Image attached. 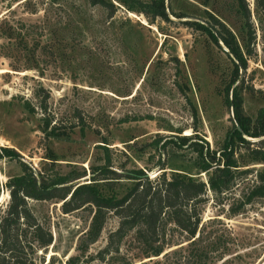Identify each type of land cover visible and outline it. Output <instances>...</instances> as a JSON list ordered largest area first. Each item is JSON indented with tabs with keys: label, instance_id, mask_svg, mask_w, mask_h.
Listing matches in <instances>:
<instances>
[{
	"label": "rangeland",
	"instance_id": "rangeland-1",
	"mask_svg": "<svg viewBox=\"0 0 264 264\" xmlns=\"http://www.w3.org/2000/svg\"><path fill=\"white\" fill-rule=\"evenodd\" d=\"M110 1L116 7L112 16L88 0H0V149L12 148L19 155L0 157V208L9 199L7 180L21 173L19 161L35 171L86 174L72 182H89L107 159L119 173L141 168L153 177L165 161L167 173L205 179L193 166L189 148L179 146L176 138L165 148L161 144L179 134L218 148L232 125L224 94L236 74L232 87L242 96L244 112L254 118L264 105V19L255 16L254 0H247L252 27L237 0H163L165 16L154 19L129 10L124 0ZM217 21L245 53V68L220 39ZM10 27L15 31L8 39ZM75 108L86 121L84 130L76 127L57 138L43 131L47 121V131L55 121L64 128ZM249 167L253 171L241 175L231 192H208L203 228L220 237L228 251L221 260L199 264H264V196L236 208L234 215L229 210L259 185L264 163ZM129 183L121 178L116 189ZM29 205L52 233L44 253L47 264H67L69 256L76 257L72 264H198L189 258L191 247L177 230L173 241L183 246L172 247L178 252L168 259L134 257L137 249L128 236L119 253L99 260L96 253L118 224L111 212L98 239L81 253L77 244L90 225L92 205L69 213L56 200H30Z\"/></svg>",
	"mask_w": 264,
	"mask_h": 264
},
{
	"label": "trees",
	"instance_id": "trees-1",
	"mask_svg": "<svg viewBox=\"0 0 264 264\" xmlns=\"http://www.w3.org/2000/svg\"><path fill=\"white\" fill-rule=\"evenodd\" d=\"M88 1L92 5L105 8L110 16L116 11L110 0ZM124 1L129 10L141 12L152 19L165 16L163 0ZM237 2L246 24L252 27L247 0ZM254 6L255 16L261 21L264 19V0H254ZM217 23L220 26L218 30L220 39L245 68L247 57L234 35L223 23L220 21ZM199 28L216 40L210 29L201 25ZM14 31L15 28L10 27L6 37L11 39ZM253 39L254 29L250 28L249 40ZM237 77L238 74L225 88V105L232 108L233 117L232 125L226 131L218 148H212L206 139H195L192 135L179 134H171V138L165 139L161 144L165 148L170 140L176 138L179 146L189 148L194 153L193 166L198 174L204 173L205 179L176 171L167 173L165 161L159 166L161 171L153 177L141 168L127 169L124 173H119L109 168L107 159L93 172L89 182L83 181L85 178L72 182L86 174H80L75 170L48 173L42 168L35 171L31 166L19 161L21 173L7 180L5 186L9 199L5 207L0 208V264H47L44 253L52 244V233L34 215L29 205L30 200H56L60 203L63 213H69L85 205H92L95 208L90 225L77 244V250L81 253L86 252L89 245L98 239L107 215L111 212L116 216L117 227L108 233L106 245L96 253L99 260H104L109 254L119 253L122 243L128 236H131L132 247L137 249L134 257L166 256L168 259L170 255L178 252L171 248L181 244L173 241L174 230L181 232L187 245L191 247L189 258L198 261V264L221 260L228 247H225L220 237L216 238L212 231L205 232L203 228L202 206L206 202L207 194L212 192L215 195H222L231 192L240 182L241 175L253 171L252 167H249L250 164L264 163V138L257 140L260 146H255L257 141L252 140L264 136V105L257 109L254 118L244 112L242 96L237 86L232 87ZM42 109L46 111V105L42 106ZM48 124L47 121L43 131L48 136L56 138L68 135L67 132L76 127L84 130L87 125L78 108L74 109L71 121L64 128L55 121L47 131ZM0 150L3 151L0 152V157L19 156L12 148L3 147ZM258 176L259 185L252 186L243 195L239 207H229L231 214H236V208L244 206L256 196H264V174L260 172ZM121 178L130 183L122 191H118L115 184ZM75 258L69 256L67 264H72ZM164 264L171 263L166 261Z\"/></svg>",
	"mask_w": 264,
	"mask_h": 264
},
{
	"label": "water",
	"instance_id": "water-1",
	"mask_svg": "<svg viewBox=\"0 0 264 264\" xmlns=\"http://www.w3.org/2000/svg\"><path fill=\"white\" fill-rule=\"evenodd\" d=\"M238 129H240V127L238 126Z\"/></svg>",
	"mask_w": 264,
	"mask_h": 264
}]
</instances>
